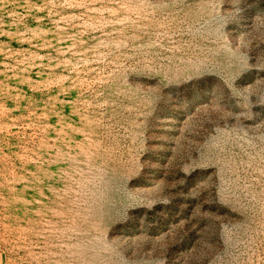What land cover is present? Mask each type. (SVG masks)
<instances>
[{
  "label": "rangeland",
  "instance_id": "obj_1",
  "mask_svg": "<svg viewBox=\"0 0 264 264\" xmlns=\"http://www.w3.org/2000/svg\"><path fill=\"white\" fill-rule=\"evenodd\" d=\"M0 264H264V0H0Z\"/></svg>",
  "mask_w": 264,
  "mask_h": 264
}]
</instances>
